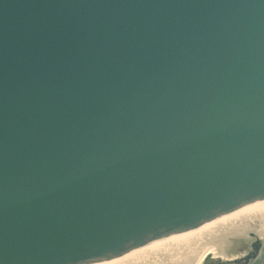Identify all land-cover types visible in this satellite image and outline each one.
<instances>
[{
    "label": "water",
    "instance_id": "obj_1",
    "mask_svg": "<svg viewBox=\"0 0 264 264\" xmlns=\"http://www.w3.org/2000/svg\"><path fill=\"white\" fill-rule=\"evenodd\" d=\"M263 200L264 0H0V264L135 256Z\"/></svg>",
    "mask_w": 264,
    "mask_h": 264
},
{
    "label": "bare ground",
    "instance_id": "obj_2",
    "mask_svg": "<svg viewBox=\"0 0 264 264\" xmlns=\"http://www.w3.org/2000/svg\"><path fill=\"white\" fill-rule=\"evenodd\" d=\"M251 241L264 249V200L246 205L195 230L152 242L135 250V256L96 264H202L207 257L234 260Z\"/></svg>",
    "mask_w": 264,
    "mask_h": 264
},
{
    "label": "flooded vegetation",
    "instance_id": "obj_3",
    "mask_svg": "<svg viewBox=\"0 0 264 264\" xmlns=\"http://www.w3.org/2000/svg\"><path fill=\"white\" fill-rule=\"evenodd\" d=\"M251 241L249 240L246 242V246L243 249H240V254L238 257H235L233 261L231 260H220L214 257H207L202 264H205L206 260L209 261L211 264H259V262L264 261V255L261 256L263 245L259 242V249L258 252L256 250H252ZM261 256V257H260ZM257 262V263H256Z\"/></svg>",
    "mask_w": 264,
    "mask_h": 264
},
{
    "label": "rangeland",
    "instance_id": "obj_4",
    "mask_svg": "<svg viewBox=\"0 0 264 264\" xmlns=\"http://www.w3.org/2000/svg\"><path fill=\"white\" fill-rule=\"evenodd\" d=\"M263 255H264V250H262V254H261V256H263ZM261 256H260V257H261ZM256 263H257V262H256ZM205 264H211V263H210L209 261L206 260ZM259 264H264V261H263V262L260 261Z\"/></svg>",
    "mask_w": 264,
    "mask_h": 264
}]
</instances>
